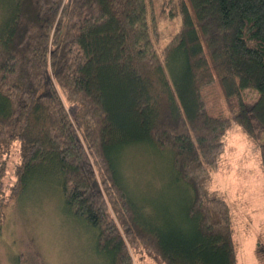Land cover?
I'll list each match as a JSON object with an SVG mask.
<instances>
[{"label":"trees","instance_id":"1","mask_svg":"<svg viewBox=\"0 0 264 264\" xmlns=\"http://www.w3.org/2000/svg\"><path fill=\"white\" fill-rule=\"evenodd\" d=\"M2 1L0 178L19 143L13 199L52 178L113 264H134L130 248L144 264H239L230 205L211 185L234 124L264 134V0H163L182 24L162 50L149 0ZM215 81L229 116L206 110ZM142 145L171 157L182 226L128 185L123 158Z\"/></svg>","mask_w":264,"mask_h":264},{"label":"rangeland","instance_id":"2","mask_svg":"<svg viewBox=\"0 0 264 264\" xmlns=\"http://www.w3.org/2000/svg\"><path fill=\"white\" fill-rule=\"evenodd\" d=\"M149 3L158 18L161 32L158 45L162 50L178 33L182 20L172 19L163 10L162 4L168 5L163 0H149ZM5 6L0 0V18ZM259 96L256 89L241 90L246 105L256 103ZM202 99L210 115H230L217 81L203 88ZM67 108L70 109L68 104ZM253 126L254 138L236 124L227 133L225 152L211 185L230 205L239 264H264V170L260 152L264 134L256 121ZM129 151L123 158L126 161L122 170L134 195L150 206L152 203L164 205L165 215L173 216L174 223L182 226L179 216L188 195L173 173L171 157L151 145L136 146ZM4 158L5 171L0 178V217L3 218L0 264H113L108 255L98 252L91 227L72 216L65 207L62 195L52 185V178L39 179L14 200L12 191L22 162L20 144L14 143ZM130 253L134 264H144L137 261L141 253L132 248ZM149 264L155 263L150 260Z\"/></svg>","mask_w":264,"mask_h":264},{"label":"crops","instance_id":"3","mask_svg":"<svg viewBox=\"0 0 264 264\" xmlns=\"http://www.w3.org/2000/svg\"><path fill=\"white\" fill-rule=\"evenodd\" d=\"M239 255V254H238ZM238 261H239V257H238Z\"/></svg>","mask_w":264,"mask_h":264}]
</instances>
